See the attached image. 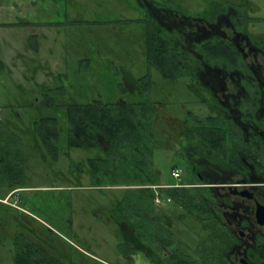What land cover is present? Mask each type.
Listing matches in <instances>:
<instances>
[{"label":"rangeland","instance_id":"1","mask_svg":"<svg viewBox=\"0 0 264 264\" xmlns=\"http://www.w3.org/2000/svg\"><path fill=\"white\" fill-rule=\"evenodd\" d=\"M22 1L0 0V9L5 10L4 12L0 10V23L15 22L14 29H17V34L20 33L18 30L26 31L20 22L15 20L20 18L24 11L20 3ZM81 1L84 0L79 2ZM86 1H88L86 6L78 2L85 7L84 12L73 10L75 16L79 17L74 15L68 17L81 19L82 23L79 26H74L75 23L69 22L57 13L43 11L41 18L43 22L51 21L54 24L59 22L61 26L70 24L71 27L69 29L61 27L58 33L45 28V36L41 40L34 39L41 47L40 62L43 66L34 76L37 84L32 80L25 81L20 77L19 71L18 74L13 72L14 78L22 80L23 85L20 89L19 84H12L5 79L2 72L0 95H6L5 104L9 107L10 103H13V95L19 96L23 103L24 101L30 103L27 112L31 116L27 122L31 119L39 120L44 116H53L57 119V129L60 132L57 138L48 139L46 144L42 143L40 137L32 140L34 131L29 124L26 127L28 141L25 150L29 158L26 183L54 186L47 190L28 192L23 201L28 210L33 211L48 228L54 229L52 230L54 234L50 235L41 227L43 234L40 237L46 235L51 240V245L64 249L68 260L73 264H119L116 227L108 220L109 210L125 194V188L135 185H109L108 182H104L100 187L95 186L88 173V158L99 151L96 148L89 150L68 146L66 105L88 103L94 99L110 102L119 98L127 100L131 97H142L143 94H133L128 87L132 88L134 80L148 75V95L155 103L154 110L157 116L152 124L153 177L161 184L150 186L155 192L156 187L163 183L165 186L180 181L185 183L183 178L175 180L171 176L172 168L178 167L181 170L183 168L182 159L178 155L179 143L175 135L176 121L185 117L186 110L193 111L198 117L205 116L208 111L197 102L198 98L194 93L188 90L186 85L188 79L180 78L178 83L171 82L147 65L145 54L147 9H142L137 0ZM163 1V4L171 5L180 13L192 17L208 12L212 6L228 8L231 4L240 3L247 17L251 19L247 22L249 32L264 34V0ZM15 6L21 7L23 11H15ZM8 52L6 46L0 47L2 54L0 56L3 59H10ZM27 76H30V73H27ZM29 93L35 94L33 98H41L43 103L47 101V106L42 107L40 101L30 102ZM202 95L206 97L205 92ZM32 102L36 104L32 105ZM188 123L191 124L190 121ZM42 129L44 130V127ZM37 147L38 151L34 149ZM34 151H37V155ZM33 155L36 157L32 158ZM187 182L199 183L195 178ZM181 192L194 191L191 188H183ZM156 197L160 198L161 203L157 204L154 201V204L161 212L171 210L173 214L184 213L172 199L168 202V197L164 195ZM172 230L181 240L194 243L190 231L182 224L175 222ZM2 238L9 242L13 240L14 235H5ZM35 241L41 246L44 245L39 239ZM190 246L194 248V245ZM9 247L12 250V245H8L7 252L2 255L4 256L2 264H12V255L10 257L8 253ZM48 251L51 254V250ZM136 264H147L140 253L136 256Z\"/></svg>","mask_w":264,"mask_h":264},{"label":"flooded vegetation","instance_id":"2","mask_svg":"<svg viewBox=\"0 0 264 264\" xmlns=\"http://www.w3.org/2000/svg\"><path fill=\"white\" fill-rule=\"evenodd\" d=\"M79 1L26 0L17 19L27 34L28 42L23 46L32 51L39 49L34 39L41 40L45 28L58 33L61 27H71L40 20V14L50 6L52 14L79 26L81 19H68L70 15L79 17L73 10L84 12L85 7L80 4L86 6L88 1ZM137 2L148 11L146 35L150 31L164 36L176 59L169 62L174 70H169L164 78L174 83L180 78L188 79V90L208 111L198 117L186 110L185 117L176 121L175 135L183 168H172L171 172L179 170V176H171L175 180L183 178L185 183L169 184L179 191L191 188L203 205L180 207L184 213L178 214L159 210L165 234L160 239L165 246L160 249L153 245L156 238L149 241L134 237L125 226L117 233L116 224L108 219L116 227L117 244L122 240L136 247L131 264H136L139 253L147 264H264V34L249 32L247 22L251 19L240 3L228 8L212 6L208 12L192 17L163 4V0ZM221 51L228 54L218 55ZM145 77L149 78L148 75L141 78ZM141 78L132 82V88L128 87L133 94H138L137 83ZM204 92L206 97L202 95ZM40 100L33 98L34 102ZM153 112L156 118L154 105ZM204 119L214 124L208 127L203 124ZM32 123V119L28 121L30 126ZM204 128L222 131L227 142L217 146L214 141H204L197 133ZM194 178L199 183L187 182ZM175 222L190 231L194 243L177 237L172 230ZM172 244L179 245L181 250L171 252ZM118 256L119 264H128L119 252Z\"/></svg>","mask_w":264,"mask_h":264},{"label":"trees","instance_id":"3","mask_svg":"<svg viewBox=\"0 0 264 264\" xmlns=\"http://www.w3.org/2000/svg\"><path fill=\"white\" fill-rule=\"evenodd\" d=\"M145 42L146 62L154 66L163 77L166 76L173 68L169 66V62L176 61L168 48L167 39L161 34H152L149 31ZM227 54L226 51L218 52L220 56ZM137 85L138 94H143L142 97H131L127 100L119 98L110 102L94 99L88 103L67 104V144L69 147L89 150L96 148L99 151L88 158V173L96 187L102 186L104 182L109 185H135L125 188V194L109 210L108 219L116 224L117 233H120V227L125 226L134 237L149 241L156 238L158 242L153 245L160 249L159 247L165 246L160 240L165 234L162 218H159L160 211L154 204L156 196L164 195L177 206L185 208L203 205V201L195 192L182 193L169 185L165 186L164 183L156 187V192L150 187L152 184H161L153 177L154 102L148 95V79L141 78ZM47 103L42 102V107L47 106ZM32 124L36 140L40 137L44 144L48 139L57 138L60 132L57 129V119L53 116L40 117L39 120H33ZM203 124L210 127L214 122L204 119ZM209 129L204 128L197 132L198 136L204 141H214L217 146L219 143L224 145L227 141L226 135L222 131L210 132ZM44 229L48 234H54L47 226ZM26 230V234L17 233L12 240V264H73L68 260L64 249L50 244L49 237L44 235L41 238L42 232L37 234L34 229ZM35 239H39L44 245L41 246ZM117 249L126 263L131 264L136 247L131 242L120 240ZM180 250L179 245H171V252Z\"/></svg>","mask_w":264,"mask_h":264},{"label":"crops","instance_id":"4","mask_svg":"<svg viewBox=\"0 0 264 264\" xmlns=\"http://www.w3.org/2000/svg\"><path fill=\"white\" fill-rule=\"evenodd\" d=\"M25 1L20 2L22 3V8ZM22 8L15 6L14 10L20 12L23 11ZM46 11L52 12L51 6ZM41 18L42 13L39 16L40 20H42ZM14 28L15 22L0 23V47L6 46L9 49L10 58L9 60H5L1 57L2 54H0V75L3 72L5 79L9 80L12 84H19L21 89L23 85L22 80L14 78L12 73L18 74L19 71L20 77L25 79V81L32 80L37 84L38 81L35 80L36 77L34 76L41 70L39 60H41L42 56L38 59V53L39 55L41 54V48H36L32 51L24 47L23 43L25 41L28 42L26 32L18 30L20 33L17 34V29ZM22 70H24L23 73ZM27 73H30V76H27ZM33 95L35 94H28L30 102L33 100ZM5 100L6 95H0V264H2L4 257L2 255H4L7 246L12 244V240L9 241L10 243L8 241L5 242L2 237L5 235L15 236L20 232L26 234L28 231L26 229L28 228L34 229L38 232L37 234H41V227L47 226L33 211L28 210L23 205L27 193L47 190L49 187L54 188V186L29 185L26 183L29 167V158L26 152L28 141L26 127L28 125L27 118L31 116L27 112L30 103L28 104L26 101L23 103L19 96L13 95V103H10L9 107L5 104ZM31 127L33 131V124ZM32 140H36L35 136L32 137ZM34 149L38 151V147ZM37 151H34L36 155ZM34 157L36 156L33 155L32 158ZM9 227H11V230H9ZM51 230L54 229L52 228ZM11 252L12 250L9 247L8 253L10 257L12 255Z\"/></svg>","mask_w":264,"mask_h":264},{"label":"built area","instance_id":"5","mask_svg":"<svg viewBox=\"0 0 264 264\" xmlns=\"http://www.w3.org/2000/svg\"><path fill=\"white\" fill-rule=\"evenodd\" d=\"M171 175H172L173 177H175V178L178 177V176H179V170H176V169L172 170ZM155 201H156L157 204H160V203H161L159 197H156V198H155Z\"/></svg>","mask_w":264,"mask_h":264}]
</instances>
